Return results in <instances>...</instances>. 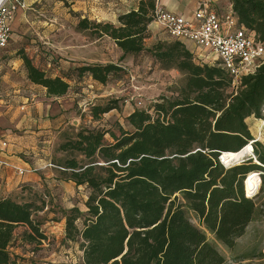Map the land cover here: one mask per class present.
Listing matches in <instances>:
<instances>
[{
    "label": "trees",
    "instance_id": "obj_1",
    "mask_svg": "<svg viewBox=\"0 0 264 264\" xmlns=\"http://www.w3.org/2000/svg\"><path fill=\"white\" fill-rule=\"evenodd\" d=\"M228 1L237 24L264 45V0ZM156 2L139 0L115 24L79 17L76 27L108 37L125 55H136L145 50ZM146 51L162 67L185 74L178 97L161 98L153 113L131 111L117 133L80 128L57 146L66 157L53 167L88 190L83 222L76 224L78 208L70 209L64 221V240L78 243L81 252L72 264H225L215 243L228 250L235 246L255 213L244 182L252 173L264 181V154L245 122L261 118L264 59L253 73L234 80L221 67L198 61L180 41H156ZM19 55L27 79L47 96L68 92L67 80L48 76L23 51ZM121 70L111 63L75 67L77 76L87 74L99 84ZM116 108L110 102L94 105L91 117L97 120ZM249 143L255 162H220L223 152ZM20 198L0 197V264H21L9 247L18 226L25 227L19 238L24 247L38 248L47 239L33 220L41 207Z\"/></svg>",
    "mask_w": 264,
    "mask_h": 264
},
{
    "label": "rangeland",
    "instance_id": "obj_2",
    "mask_svg": "<svg viewBox=\"0 0 264 264\" xmlns=\"http://www.w3.org/2000/svg\"><path fill=\"white\" fill-rule=\"evenodd\" d=\"M69 5L63 0L60 18H57L55 23L47 18L43 23L36 22L39 24L36 29H39L40 35L30 28V32L24 35L22 47L18 46L25 48L24 52L33 64L44 70L48 76H60L70 84L68 92L63 97L47 102L41 94L42 89L28 85L25 81L20 83L28 96L26 104L32 102L31 97L39 98L40 103H47L45 105L48 107L47 119L56 116L53 126L46 134L47 137L50 136L46 159L55 165L66 157L65 154L57 152L58 144L73 137L78 129H110L117 133L118 126L126 127L124 119L131 111L137 109L153 113L155 103L160 102L161 98H177L185 84L184 73L162 67L146 51L155 43L154 40L145 41L144 51L136 55H125L108 37H97L89 30L78 29L76 25L79 16ZM160 31L167 37L163 41H172L161 28ZM18 47L9 43L3 50L5 52L3 56L9 57L14 63L17 58L15 50ZM108 63L120 66L122 70L111 75L105 84L94 82L87 74L77 76L75 71V67L78 66ZM14 71L17 72V66L14 67ZM109 102L115 103L117 108L93 120L91 107L104 106ZM245 122L252 136L260 142L257 150L264 154V125L254 116L248 117ZM106 138L109 139L108 134ZM251 153L253 154L252 151ZM30 157L33 159L34 156ZM246 158H252V162L256 161L254 155ZM36 159L41 158L39 156ZM27 170L40 175L39 185L23 192L20 189L15 191L17 192L15 196L14 193L10 196L16 199L21 197L20 199L31 201L35 206L41 207L34 213L33 220L40 223L47 239L38 248L24 247L19 238L25 227L18 226L14 230L15 239L9 246L10 251L24 258L21 264H72L78 260L81 252L78 243L64 240L63 224L72 208H78L81 212L76 224L80 225L83 222L84 201L88 190L64 179L66 177L58 173L60 170L55 167L48 166L47 169L39 170L30 166ZM252 199L255 205L253 218L231 250L215 243L209 236V240L216 244L225 257V264H234L240 260L264 263V181L258 184ZM186 216L194 225H198L192 211L187 210Z\"/></svg>",
    "mask_w": 264,
    "mask_h": 264
},
{
    "label": "crops",
    "instance_id": "obj_3",
    "mask_svg": "<svg viewBox=\"0 0 264 264\" xmlns=\"http://www.w3.org/2000/svg\"><path fill=\"white\" fill-rule=\"evenodd\" d=\"M23 1L26 8H18L16 10L11 22V36L7 46L12 43L16 47L19 45L22 47V42L25 40L24 35L30 32V28L37 35H40L39 29H36L39 24H36V22L43 23V20L47 18V20L55 23L56 19L61 16L63 0ZM64 1L70 4L71 10L80 18L86 17L90 20L108 21L115 24L117 16L130 10H135L139 0ZM203 1L206 0H157V3L168 11L190 19L193 12ZM209 1L219 13L231 10L228 0ZM160 28L156 22L152 21L148 25L150 36L145 41L166 40L167 37L160 31ZM181 43L197 60L206 61L204 56L207 52L196 47L188 40L181 41ZM6 47L0 49V141L6 143L4 147H0V159L7 161L8 166H0V197H11L13 193L15 196L17 193L15 191H19L24 187L39 185L41 181L40 175L26 171L28 167L34 166L39 170L47 169L48 166L53 167L46 159L49 148L48 143L50 142V136L47 137L46 134L49 133L51 126H53L56 116L47 119L48 107L45 106L47 103H40L39 98L31 97L30 100L32 102L26 104L28 96L20 83L25 81L28 85L31 84L33 87L42 89L41 94L47 102L50 99L54 100L63 97H49L46 95L44 88L32 84L27 79L22 59L19 55V52L26 50L25 48H16L17 58L13 63L9 57L3 56L5 53L3 50ZM16 66L17 72L14 71ZM30 156H34L33 159ZM39 156L41 159L37 160L36 158ZM14 167L24 169L25 172L23 174L18 173L14 170ZM13 253L17 255L15 252ZM18 258L21 263L24 261L23 257L18 256Z\"/></svg>",
    "mask_w": 264,
    "mask_h": 264
},
{
    "label": "built area",
    "instance_id": "obj_4",
    "mask_svg": "<svg viewBox=\"0 0 264 264\" xmlns=\"http://www.w3.org/2000/svg\"><path fill=\"white\" fill-rule=\"evenodd\" d=\"M18 8H26L23 0H0V49L9 42L11 22ZM153 17L172 40H188L207 52L206 61H198L221 67L234 80L253 73L264 59V45L254 34L237 24L231 10L219 13L209 0L201 2L190 19L156 2ZM5 145L0 141V147ZM0 166H8V162L0 159ZM14 170L25 172L16 167Z\"/></svg>",
    "mask_w": 264,
    "mask_h": 264
},
{
    "label": "bare ground",
    "instance_id": "obj_5",
    "mask_svg": "<svg viewBox=\"0 0 264 264\" xmlns=\"http://www.w3.org/2000/svg\"><path fill=\"white\" fill-rule=\"evenodd\" d=\"M260 124L264 125V103L262 104L261 118L259 119ZM251 144L245 145L237 152H223L221 155V162L224 166H229L234 163L240 162L242 159L252 155ZM259 181L256 178L255 173L249 174L244 182V190L246 196H251L256 192Z\"/></svg>",
    "mask_w": 264,
    "mask_h": 264
},
{
    "label": "water",
    "instance_id": "obj_6",
    "mask_svg": "<svg viewBox=\"0 0 264 264\" xmlns=\"http://www.w3.org/2000/svg\"><path fill=\"white\" fill-rule=\"evenodd\" d=\"M262 110V109H261ZM220 160H221V156H220ZM222 163V162H221ZM255 193H253L251 196H249V197H252L253 195H254Z\"/></svg>",
    "mask_w": 264,
    "mask_h": 264
}]
</instances>
